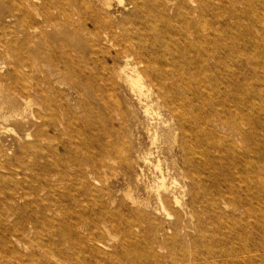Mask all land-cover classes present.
Returning a JSON list of instances; mask_svg holds the SVG:
<instances>
[{
    "label": "rangeland",
    "instance_id": "1",
    "mask_svg": "<svg viewBox=\"0 0 264 264\" xmlns=\"http://www.w3.org/2000/svg\"><path fill=\"white\" fill-rule=\"evenodd\" d=\"M144 1L0 0V264H264V0Z\"/></svg>",
    "mask_w": 264,
    "mask_h": 264
},
{
    "label": "bare ground",
    "instance_id": "2",
    "mask_svg": "<svg viewBox=\"0 0 264 264\" xmlns=\"http://www.w3.org/2000/svg\"><path fill=\"white\" fill-rule=\"evenodd\" d=\"M26 1H29V0H26ZM141 2L146 4L144 0L142 1L141 0H126L125 3H127V5H130L132 9L135 11V8L140 7ZM99 3H100V6H98L97 4L92 5L93 13L99 12L100 8H106L108 9V11L111 10V6H112L111 0H99ZM98 17L99 16H96V15H89V17H86L85 22L86 23L90 22L91 24V28L89 29L86 28V31L90 33L93 37H95V39L108 42L112 46V48L117 51L116 52L117 57L115 59L117 60L122 59L124 62V66L121 65L118 68L120 69V72L118 71V74H117V77L119 75V79H123L132 88H136V89L140 88V90H142L141 89L143 86L142 79L145 76H148L149 78L153 76L155 77V79L158 78L159 80L168 82L170 81V75H173V74L177 75L178 72H176L174 68L170 69L166 67V69L164 70L162 69V67L152 66L153 63L145 61L138 57V54L140 53L138 51H136V55L134 58H131L130 55L126 54L129 51V48L131 45L129 44V41L125 39V37H130L132 30L137 31L136 22L132 21L130 18H124V19H121L120 21H116L114 17L112 18V17L104 16L102 19ZM137 36L135 38H137ZM139 40H136V41H139ZM137 48H138V45H137ZM128 58L133 59V62H130ZM154 67H156V70L155 71L152 70V72L149 74L148 71ZM171 102L172 101H170V103ZM163 103L168 104V101L163 99ZM25 105H29L28 102H25ZM171 110H172V107L170 111ZM156 191H157L158 199L162 198L161 201H164L167 203L168 197L166 196L168 194V187L165 181L162 182L158 186ZM175 203L177 206L181 205L178 199L175 201Z\"/></svg>",
    "mask_w": 264,
    "mask_h": 264
}]
</instances>
